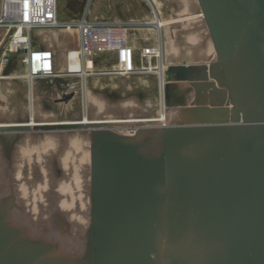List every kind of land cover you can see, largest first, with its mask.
Here are the masks:
<instances>
[{
	"label": "water",
	"instance_id": "obj_1",
	"mask_svg": "<svg viewBox=\"0 0 264 264\" xmlns=\"http://www.w3.org/2000/svg\"><path fill=\"white\" fill-rule=\"evenodd\" d=\"M197 2L217 60L167 68L168 124L115 131L118 119L79 114L0 126L4 150L24 135L15 188L26 204L15 215L0 200V264H264V0ZM70 83L34 87L66 104ZM29 204L39 219H26Z\"/></svg>",
	"mask_w": 264,
	"mask_h": 264
},
{
	"label": "rangeland",
	"instance_id": "obj_2",
	"mask_svg": "<svg viewBox=\"0 0 264 264\" xmlns=\"http://www.w3.org/2000/svg\"><path fill=\"white\" fill-rule=\"evenodd\" d=\"M152 1H155L154 4L161 13L163 21L161 28L163 29L165 26L171 27L169 28V31H171L170 33H166L165 30L162 31L163 36L166 38L161 52H159V48L154 49L155 54L157 52L160 53L158 60L159 58L161 59L160 55L162 54V61L166 62V59L164 58L169 55V52L173 53L174 50V53L179 55L183 45L186 48L183 47L182 51L187 54V59L186 56H183L182 58L183 63L190 59V61H194L197 55L202 56L203 54H201V52L205 48L202 46H204L206 42L201 43L200 45L202 46L185 43L186 40L188 41L190 39V35L195 40L201 30L204 31V26L199 21L200 12L197 7V0ZM87 5L89 6L90 16L97 21H106L110 23L126 21L143 22L152 18L150 13L151 8L146 0H57L58 20L69 22L74 18H77L84 12ZM154 12L157 13V11ZM177 17L183 18V20L185 18L188 22H179V24H177L179 26H171L176 24L174 22ZM136 26L140 27L138 24H136ZM198 30L200 31L197 32ZM50 33H52L50 37V43H52V46H54L53 40L55 37H62L61 44L64 45V37L68 34L67 30H60L58 32L40 31L39 34H41L40 36L43 39V35H49ZM176 35L177 38H175ZM35 38L39 37L35 35ZM140 42L139 39L134 42V52L137 51ZM209 42L210 46H212V51L215 54L213 59L216 61L215 50L211 41ZM129 45L132 46V43ZM61 49H59V51ZM110 57V55L109 57L103 55L100 59L94 60V67L97 69L101 67L109 69L114 62V59L112 60ZM134 57L135 54L130 53V61L132 65L138 66V61ZM18 59L17 55L11 57V62H9V66L7 67L8 69L6 68L7 73L5 75L1 73V76L6 78L0 79V98L3 99L0 106V114H3V117L8 120L12 119V122H17L18 120L15 121L16 119H24L25 115H28L25 111H29L31 114L38 115L39 118H42L43 116L52 117L54 114L56 116H61L64 113L69 115L70 113H73V115L78 116L79 114H82L83 108L84 112L88 115H92L91 117H93V119L126 120L144 119L145 117H148V115H152L149 116L151 119L156 117V114H158L161 109L159 102L161 97H158V78L151 74H144V76L130 78L105 75L90 76L91 78L86 80L85 89L83 87L74 89L73 92L75 95L68 103L54 104L55 102L53 100L59 98L57 92H41L39 88L35 89L34 85L31 87L25 79L20 78L25 70L24 67L18 63ZM183 63L180 65H185ZM79 64L80 62H78V65ZM190 64L197 63L190 62ZM158 72H160V70ZM13 74L16 76L19 75L20 77L11 78V75ZM165 78H167V82L174 81V78L171 75H168L167 71H165ZM35 85L37 86L36 83ZM30 92H32L31 97H33V99L30 98ZM218 95L219 94L216 93V90H214L213 92H210L209 98L213 102L218 98ZM122 101H127L124 103L127 106L139 105L137 107L140 108L139 111L141 112L118 113L116 107H118V104ZM104 107L105 110L99 112V114L95 112L96 109L100 111ZM48 108L52 109V111L48 110ZM66 109H69L70 112H67ZM114 110H116V113ZM170 110H172L171 115L175 117V111L178 110V107L171 106ZM123 124L130 125L135 123L127 122Z\"/></svg>",
	"mask_w": 264,
	"mask_h": 264
},
{
	"label": "built area",
	"instance_id": "obj_3",
	"mask_svg": "<svg viewBox=\"0 0 264 264\" xmlns=\"http://www.w3.org/2000/svg\"><path fill=\"white\" fill-rule=\"evenodd\" d=\"M146 1L151 8L150 20L110 23L94 20L90 16L88 5L77 18L62 22L58 20L57 0H0V40L3 41L8 32L13 31L0 55V79L6 78L1 73L11 62L13 55L18 56V63L24 67L25 72L21 78L31 83V87L37 79L61 78L70 80L72 83L69 89L74 90L85 86L90 76L130 78L151 74L158 78V83L162 81L159 83L158 93L161 96L160 107L163 106L162 90L168 81L165 78L167 69L164 68L163 77L159 79L157 72L160 68L163 69L160 66L162 54L161 59H155L154 49L162 50L166 38L162 31L165 29L161 28V13L154 2ZM155 10H158L157 13ZM152 20L153 22H149ZM59 30L68 31L60 51L58 47L44 42L40 36L35 38L37 32ZM138 39L141 42L134 52V42ZM75 51L77 55L74 57ZM130 53L135 54L138 66L132 65ZM103 55H110L114 59L112 66L109 69L95 68L94 60ZM75 59L79 60L80 68L70 70V62ZM66 68L68 72L65 71ZM63 70L64 74L61 73Z\"/></svg>",
	"mask_w": 264,
	"mask_h": 264
},
{
	"label": "bare ground",
	"instance_id": "obj_4",
	"mask_svg": "<svg viewBox=\"0 0 264 264\" xmlns=\"http://www.w3.org/2000/svg\"><path fill=\"white\" fill-rule=\"evenodd\" d=\"M155 2V1H154ZM157 3V2H156ZM197 5H198V2H197ZM198 7V9H199V5L197 6ZM157 8V7H156ZM156 11V10H155ZM158 11V10H157ZM199 12H200V17H199V21H200V23L204 26V31H202L201 30V32H200V34L198 35V37H197V39H195L194 40V38L193 37H191V35H190V42H189V40L187 41L186 40V44H189V43H191V45H195V44H197V45H200L201 43H205L204 44V46H202V45H200V46H202V47H205L204 49H203V51L201 52V54H203L202 56H199V55H197L196 57H195V60L194 61H190V60H186L184 63H183V56H186V59H187V54H185V52H183L182 50H183V47L184 48H186L183 44V47H182V49H181V52H180V54L179 55H177V54H175L174 52H175V50L173 51V53L172 52H169V55L167 56V57H165L164 59H166V62H164V61H162V64L160 65L163 69H159L160 70V72H158V74H159V79H162V77H163V74H164V72H163V70H164V68L165 69H167V68H169L170 66H172V65H174V64H178V65H180V64H190V62H196L197 64H201V63H204V64H212V63H214V62H216L213 58H214V56H215V54L213 53V51H212V46H210V38H209V34H208V31H207V29H206V26H205V23H204V17H203V15H202V13H201V11H200V9H199ZM162 21V20H161ZM149 22H153V20L152 21H149ZM179 22H181V23H184V22H188V20L187 19H185L184 18V20H183V18H180V17H177L176 18V20H175V22L174 23H176V24H173V25H171V26H179V25H177V24H179ZM162 24H163V21L161 22V27H162ZM165 28V32L166 33H170L171 31H169V28H171L170 26H165L164 27ZM60 31V30H59ZM200 30H198L197 32H199ZM177 32V31H176ZM190 32V31H189ZM40 32H37L36 33V35H38V36H40L41 34H39ZM51 35H52V33H50L49 35L48 34H46L45 36L43 35V41L44 42H46V43H48V44H52V43H50L51 42ZM41 37V36H40ZM42 38V37H41ZM65 38V37H64ZM63 38V39H64ZM175 38H177V35L175 36ZM65 40L66 39H64V42H65ZM204 40V41H203ZM61 41H62V37H55L54 38V40H53V42H54V46L55 47H58V49H61V46H63V44H61ZM2 42L3 41H1L0 40V46H1V44H2ZM58 42H59V44H58ZM72 46V45H71ZM189 47V46H188ZM194 47V46H193ZM175 49V48H174ZM159 52H161V49L159 48ZM159 52H157L156 54H155V59L157 58L158 59V57H159ZM216 53V52H215ZM71 54V53H70ZM77 55V52L75 51L74 52V57ZM216 59H217V56H216ZM78 62H79V60H77V59H75V61L74 62H70V66L68 67L70 70H74V69H78V67L80 68V64L78 65ZM68 68H66V72H68ZM162 70V71H161ZM210 70L212 71V73H213V75L214 76H219V70H218V68L217 67H214V66H212L211 68H210ZM82 72H84V73H86L85 72V70H83ZM62 74H64V70L61 72ZM20 76L19 75H11V78H19ZM21 78V77H20ZM162 81H160L159 83H161ZM29 85H31V83H28ZM161 85V84H160ZM165 85H163V87H164ZM84 89H85V86L83 85L82 86ZM31 88V87H30ZM219 88H220V84H219ZM220 89H222V88H220ZM31 93L32 92H30V98L31 99H33V97H31ZM216 93H218L219 95L218 96H221L220 95V93L219 92H216ZM61 95V93H57V96L59 97ZM160 95H158V97H159ZM161 97V96H160ZM217 100H219V98H217L216 100H214L213 102H211V103H215ZM2 102H3V99L2 98H0V106H1V104H2ZM125 102H127V101H122V102H120L119 104H118V107H116L117 109V111H118V113H120V114H122V113H130V112H133V113H140L141 111H139V109L140 108H138L137 106H139V105H132V106H127V105H125L124 103ZM104 104H105V102H104ZM123 106H126V107H123ZM126 109H129V110H126ZM171 109V106L170 107H163V106H161V109H160V111L158 112V114H156V117H154V118H151L150 119V117L149 116H152V115H148V117H145L144 119H136V120H134V119H118L119 121L116 123V124H113V125H117V127H116V130L115 131H118V130H137V128L136 129H134L135 128V125H152V124H154V125H156V124H168V121H170V119H172V118H174V116H172L171 115V113H172V110H170ZM103 110H105V107L103 108V109H101L100 111H98L97 109L95 110V112L97 113V114H99V112H102ZM116 110H114V112L116 111ZM167 110H169V111H167ZM66 111L67 112H70L69 111V109H66ZM26 112V114H28V116H29V118L31 119V123H33V121H43V122H57L58 124H64V123H61V122H63V121H65V120H68V119H66V118H62V117H60V116H56L55 114L52 116V117H45V116H43L42 118H39L38 117V115H35V114H31L29 111H25ZM116 113V112H115ZM115 113H113V114H115ZM25 114V113H24ZM82 114H83V116H86V115H88L86 112H84V110H83V108H82ZM152 114H153V112H152ZM78 115V114H77ZM88 116H92V115H88ZM34 117H36V118H34ZM95 118V117H94ZM0 119H2V120H6L5 122L6 123H4V122H2L1 124H0V126H7V127H12V126H18L17 124H15L14 122H12L13 120L12 119H7V118H5V117H3V114H0ZM38 119V120H37ZM73 119H71V120H68V121H72ZM111 120H113V119H111ZM140 122L139 124H137V123H135V124H130V125H124L123 123H127V122ZM73 122V121H72ZM72 122L71 123H66V124H72ZM116 122V121H115ZM76 124V123H75ZM78 124V123H77ZM134 125V126H133ZM30 126H33V125H30ZM31 134V133H30Z\"/></svg>",
	"mask_w": 264,
	"mask_h": 264
},
{
	"label": "flooded vegetation",
	"instance_id": "obj_5",
	"mask_svg": "<svg viewBox=\"0 0 264 264\" xmlns=\"http://www.w3.org/2000/svg\"><path fill=\"white\" fill-rule=\"evenodd\" d=\"M54 104H58V103H54ZM48 110L52 111V109H49V108H48ZM74 116L75 115H73V113H70V115L64 113L60 117L71 120V119H74ZM68 120H65V121H68ZM23 136H18L14 140L13 143H11L7 146L6 150H4L5 144H3L2 141H0V158H2L0 160V176L3 175L2 183L5 186L4 191L0 194V200H3L4 202H8L10 204V208L12 209V211L14 212L15 215H18L20 212L25 211V209H26V204H24L23 202H21V200H19V198L17 196L16 188H15V185L17 184L15 181V173H16V162L18 161V147H19L20 143L23 141ZM32 137L35 138L37 136L32 135ZM6 153H8V155H9L8 159L5 156ZM34 169H35V173H36L34 175L35 176L37 175L36 177H38V175L41 174L39 169H38V166L35 165ZM90 169H91V167H89V172H90ZM22 171L25 173V175L27 174V172H26L27 168L24 167ZM61 175H62V173H61ZM61 175H57L58 177L55 179L58 180ZM35 176H33V179L35 178ZM49 177H51V176H49ZM53 184L54 185L56 184L55 180H54ZM56 185L52 186L51 188L56 187ZM88 187H89V185H88ZM89 193L90 192H89V188H88V194ZM57 204H58V202H55L54 204H50L52 206L49 209V211H47L48 217L51 219H54L56 216V211H54V210H59ZM29 210L27 211L26 219H28V220H31L33 218L39 219V214H36V216L34 215V211L32 210V206L30 204H29ZM64 216H66V214Z\"/></svg>",
	"mask_w": 264,
	"mask_h": 264
}]
</instances>
